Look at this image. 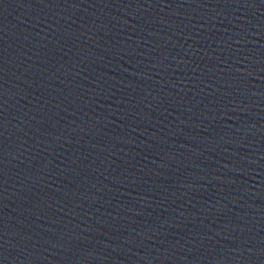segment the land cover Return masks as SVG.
I'll return each instance as SVG.
<instances>
[{
  "label": "water",
  "instance_id": "1",
  "mask_svg": "<svg viewBox=\"0 0 264 264\" xmlns=\"http://www.w3.org/2000/svg\"><path fill=\"white\" fill-rule=\"evenodd\" d=\"M0 264H264V0H0Z\"/></svg>",
  "mask_w": 264,
  "mask_h": 264
}]
</instances>
